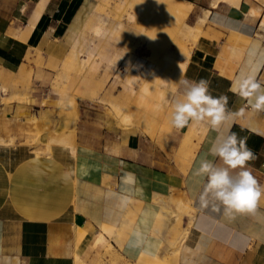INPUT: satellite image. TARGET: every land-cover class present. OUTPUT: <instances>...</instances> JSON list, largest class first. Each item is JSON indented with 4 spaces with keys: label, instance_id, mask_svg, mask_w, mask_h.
Listing matches in <instances>:
<instances>
[{
    "label": "crops",
    "instance_id": "crops-1",
    "mask_svg": "<svg viewBox=\"0 0 264 264\" xmlns=\"http://www.w3.org/2000/svg\"><path fill=\"white\" fill-rule=\"evenodd\" d=\"M92 5V0H0V95L8 91L4 81L19 78L22 70H40L45 80H55L59 104L71 110L79 100L80 114L70 121L74 152L60 144L51 155L27 154L21 145L0 147V264H76L92 239L94 248L109 242L129 262L162 264L172 245L170 232L179 226L178 246L190 215L188 237L180 252H174L177 246L172 252L177 264H264V197L254 215L228 217L222 209L214 211L211 200L201 207L206 180L196 175L202 159L221 163L208 150L218 135L231 132L246 140L255 157L246 167L264 185V111H254L232 91L249 78L264 89L262 15L251 14L259 5L210 3L203 23L208 29L183 73L179 62L175 70L143 60L131 68L129 58H110L121 88L106 91L102 63L97 65L107 57L96 42L104 29L97 27L87 55L77 52L84 11L90 13ZM193 29L196 34V24ZM80 71L76 95H70L66 85L78 82L74 76ZM200 80L208 82L212 96L226 98L233 114L220 132L207 124L176 129L169 122L173 101L185 89L181 81ZM12 110L0 107V115ZM126 173L134 179L125 182ZM162 196L177 211L166 231L164 207L156 203ZM144 210L148 217L142 221ZM120 230L124 236L117 243Z\"/></svg>",
    "mask_w": 264,
    "mask_h": 264
},
{
    "label": "rangeland",
    "instance_id": "rangeland-1",
    "mask_svg": "<svg viewBox=\"0 0 264 264\" xmlns=\"http://www.w3.org/2000/svg\"><path fill=\"white\" fill-rule=\"evenodd\" d=\"M254 1L261 7L262 15L264 12V0ZM210 3H212V0H198L196 5H193L185 23L183 19H176L174 16L172 18L167 13H163L159 17L152 15V7L149 4H145V9L142 12H138L139 6L144 5L138 0H92L93 5L90 13H88V9L84 11V23L77 44V52L81 57L87 55L90 48L94 47L92 42L95 40L97 27L101 26L104 29L105 35L100 40H96V42L99 50L105 53L107 57L97 65L99 67L102 63L100 69L103 70L104 80H99L104 81L103 89L105 91L121 88V85L114 81L115 69L112 68L109 62V59L116 55L129 58V66L131 68H134L140 60H143L155 63L158 68L164 66L175 70L179 66V57L186 51L184 54H187L190 59L195 43L197 44L198 38L204 35L203 28H207V24L202 23L203 26L202 24H200L201 26L197 24L199 22L198 15L206 8L210 9ZM131 15L133 17L136 16L134 20L130 19ZM143 17L151 18L149 26L151 29H155L161 38L159 46H152L151 43L148 44L147 39H142L141 25L145 23L144 20H147ZM195 24L196 28H202V32L201 29H196V34H194V29L190 28ZM261 33V37L264 39V31L261 30ZM83 68L85 69V67ZM42 74L43 72L40 70H37L35 74L32 70L30 72L22 70L19 78L14 77L4 81L8 91L1 93L0 107L9 106L13 109L14 114L12 113L9 116L0 115V147L13 149L21 145L27 150V154H36L37 149L41 150L42 148L44 150L45 143H43V139L46 138L48 142L54 141V143L70 147L72 152H74L76 131L75 129H70V121L72 117L76 121L80 117L78 110L79 100L71 110L65 109L59 104L58 93L54 87L55 80L49 82L43 78ZM82 76L83 71H80L79 74L74 76L77 77L78 82H70L73 84L72 87L69 84L66 85L70 95H76L75 89ZM94 78L97 79L95 73ZM62 117L66 118L64 127H60ZM188 206V203H184L181 206V212L185 216L189 212ZM145 212L147 210H144L143 214L140 215L142 221L148 217ZM160 215L165 220L162 214ZM179 218H176L177 222ZM170 226L171 224L165 221L164 231ZM174 227L170 232L172 245L169 246L170 251L162 255V264H177L172 252L177 246L175 238L178 236L179 226ZM101 230L110 232V229H106L105 226ZM122 236H124V233L120 230V236L116 238L117 243L120 242ZM92 242L93 239L89 242L88 247L78 255L81 258V264H136V262L125 260L109 242H106V248L100 249L94 248ZM147 248L150 249V243L147 244Z\"/></svg>",
    "mask_w": 264,
    "mask_h": 264
},
{
    "label": "clouds",
    "instance_id": "clouds-1",
    "mask_svg": "<svg viewBox=\"0 0 264 264\" xmlns=\"http://www.w3.org/2000/svg\"><path fill=\"white\" fill-rule=\"evenodd\" d=\"M181 82L185 85L184 92L173 101L169 115L172 127L181 129L190 123L207 124L220 132L229 124L233 114L226 109V98L212 96L207 81ZM232 91L245 98L254 111H264V89L253 79L243 81L238 87L234 85ZM208 155L221 163L205 158L196 169V175L206 180L199 197L201 207H207L211 200L213 210L219 212L222 209L225 216L254 215L264 197V185H260L246 167L247 162L255 158L246 140L231 132L218 135ZM133 179L132 173L125 174V182Z\"/></svg>",
    "mask_w": 264,
    "mask_h": 264
},
{
    "label": "bare ground",
    "instance_id": "bare-ground-1",
    "mask_svg": "<svg viewBox=\"0 0 264 264\" xmlns=\"http://www.w3.org/2000/svg\"><path fill=\"white\" fill-rule=\"evenodd\" d=\"M139 2L143 3L144 5L142 6H139L138 8V12H142L144 9H145V4L146 5H150V7H152L151 9V13L152 15H157L158 17L159 16H162L163 13H167L169 15L176 17V19L178 18H181L185 21V23L187 22V17L189 15V13L191 12L192 8H193V3H191L190 1L188 0H138ZM220 2H224V3H227L229 5H233V6H239L240 3L242 2V0H212V5L213 7L217 6L218 3ZM141 5V4H140ZM147 7V6H146ZM259 7V6H257ZM252 8L251 9V14L254 13L255 15L257 14H261V8ZM137 11V10H136ZM204 11V10H203ZM210 11L209 10H205L204 11V14L203 16L199 19V22L197 24H202L204 23V21L207 19L208 15H209ZM156 16V17H157ZM136 17V16H134ZM133 17V15H131L130 19L131 20H134L135 18ZM144 19H147L146 21L144 20V22L142 21V23H144L143 25H141V28H142V39H147L148 40V44L151 43V45H158L160 44V37H159V34L157 31H155V29H151L150 26H149V23L151 21V18L148 19L146 17H143ZM141 23V22H140ZM163 23V22H162ZM201 26V25H200ZM194 26H192L190 29H193ZM261 29H264V12L262 13V22H261V25H260ZM149 29V30H148ZM196 29H201L200 27L196 28ZM193 31V30H192ZM197 31V30H196ZM157 33V34H156ZM194 35V34H193ZM153 38V39H152ZM155 38V39H154ZM163 41V40H162ZM147 42V41H146ZM186 53V51L184 52ZM181 55L179 57V65H180V71L183 73L188 62H189V58L187 56V54H184ZM173 55V54H172ZM168 57V56H167ZM4 91H6V89H4ZM6 96V95H5ZM4 96V98H5ZM12 97V96H11ZM10 97V98H11ZM9 98V97H8ZM3 99V98H2ZM4 100V99H3ZM8 103V102H7ZM10 103V102H9ZM43 143H45V148L44 150H41L40 149H37L36 150V154L37 155H42V154H45V155H51L52 152V146L54 144H57V143H54L53 142H48L46 138L43 139ZM51 141V140H50ZM56 141V140H55ZM7 143V142H6ZM9 143V142H8ZM4 144V143H3ZM6 145V144H5ZM8 145V144H7ZM35 150V149H34ZM164 196V195H163ZM161 197L160 200L157 201L156 199V203L158 204H161L164 208L161 212L162 216L164 217L166 223H171V221H173V219L175 218V212L177 211H172L169 207V204H167V201L165 200L164 197ZM160 198V197H159ZM167 199V198H166ZM169 202V201H168ZM189 205V204H188ZM172 206V205H171ZM172 208V207H171ZM174 209V208H173ZM179 215V213H178ZM190 215V214H189ZM179 216H176V218H179ZM192 220H193V215H190L189 216V220H188V224L184 230V232L181 234V236L179 237V242H178V246L177 248L174 250L177 251V252H180L181 251V248H182V245L183 243L186 241L187 237H188V233H189V228L191 226V223H192ZM167 225V224H166ZM80 257V256H79ZM78 255L76 256V264H81L80 263V259Z\"/></svg>",
    "mask_w": 264,
    "mask_h": 264
}]
</instances>
